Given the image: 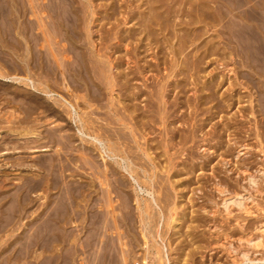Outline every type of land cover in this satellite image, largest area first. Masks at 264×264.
Here are the masks:
<instances>
[{
  "label": "rangeland",
  "instance_id": "1",
  "mask_svg": "<svg viewBox=\"0 0 264 264\" xmlns=\"http://www.w3.org/2000/svg\"><path fill=\"white\" fill-rule=\"evenodd\" d=\"M64 99L86 133L126 135L157 207ZM235 193L247 212L223 210ZM263 226L264 0H0V264H163L161 242L171 264H264Z\"/></svg>",
  "mask_w": 264,
  "mask_h": 264
},
{
  "label": "bare ground",
  "instance_id": "2",
  "mask_svg": "<svg viewBox=\"0 0 264 264\" xmlns=\"http://www.w3.org/2000/svg\"><path fill=\"white\" fill-rule=\"evenodd\" d=\"M189 8V7H188ZM187 11V10H186ZM176 15V14H175ZM124 17V16H123ZM166 21V20H165ZM161 22V21H160ZM163 22V21H162ZM181 23V22H180ZM197 23V22H196ZM150 25H152V24H150ZM149 25V26H150ZM209 26V25H208ZM157 31V30H156ZM164 31V30H163ZM167 31V30H166ZM196 31V30H195ZM177 32V31H176ZM168 33V32H167ZM157 36V35H156ZM114 37V36H113ZM167 38V37H166ZM192 38V37H191ZM113 39V38H112ZM194 39V38H193ZM170 40V39H169ZM178 40V39H177ZM195 40V39H194ZM120 41V40H119ZM162 41V40H161ZM196 45V44H195ZM167 47V46H166ZM164 48V47H163ZM205 48H206V46H205ZM152 49V48H151ZM168 49V48H167ZM183 49V48H182ZM169 51V50H168ZM167 51V52H168ZM172 51V50H171ZM91 52V51H90ZM239 52V51H238ZM164 53V52H163ZM180 53H181V51H180ZM99 55V54H98ZM206 55V54H205ZM193 56V55H192ZM197 56V55H196ZM204 56V55H203ZM96 57V56H95ZM195 57V56H194ZM125 58V57H124ZM175 58V57H174ZM180 58V57H179ZM184 58V57H183ZM110 59V58H109ZM156 59V58H155ZM169 59V58H168ZM175 60V59H174ZM185 60H186V58H185ZM188 60V59H187ZM193 61V60H192ZM221 61V60H220ZM127 63V62H126ZM199 63V62H198ZM112 64V63H111ZM157 64V63H156ZM167 64V63H166ZM179 64V63H178ZM186 64V63H185ZM191 64V63H190ZM189 64V65H190ZM177 65V64H176ZM195 65V64H194ZM164 66V65H163ZM170 66V65H169ZM158 67V66H157ZM174 67V66H173ZM188 67V66H187ZM116 68V67H115ZM147 68V67H146ZM175 68V67H174ZM120 69V68H119ZM136 69H138V68H136ZM152 69V68H151ZM171 70V69H170ZM172 70H174V69H172ZM118 71V70H117ZM231 71V70H230ZM125 72V71H124ZM135 72V71H134ZM146 72V71H145ZM191 72V71H190ZM118 73V72H117ZM121 73L122 72H120V77L122 76L121 75ZM133 73V72H132ZM137 73V72H136ZM154 73V72H153ZM174 73V72H173ZM144 74V73H143ZM167 74H168V72H167ZM171 74V73H170ZM172 75V74H171ZM146 76V75H145ZM170 76V75H169ZM136 77V76H135ZM108 78V77H107ZM89 79H90V77H89ZM110 79V78H109ZM126 79V77H124V80ZM147 79V78H146ZM169 79H170V77H169ZM92 80V79H91ZM121 81V80H119V79H115L114 81H109V83H107L108 84V87H114V86H118V88H120V89H123L124 90V94L126 93V92H128V93H130L129 92V89H130V85H129V81L127 82V81ZM213 80V79H212ZM146 81H148V80H146ZM30 82H32V80L30 81ZM138 82V81H137ZM144 82V81H143ZM142 83V82H141ZM145 83V82H144ZM148 83V82H147ZM162 83V82H161ZM167 83V82H166ZM177 83V82H176ZM135 84V83H134ZM106 85V84H105ZM150 85V84H149ZM164 85V84H163ZM33 86V85H32ZM103 86V85H102ZM144 86V85H143ZM188 86V85H187ZM197 86V85H196ZM106 87V86H105ZM166 87V86H165ZM164 87V88H165ZM144 88H146V86L144 87ZM167 88H171V83L166 87V90H167ZM134 89V88H133ZM148 89V88H147ZM159 89V88H158ZM109 90V89H108ZM110 91H112V90H110ZM135 91H137V90H135ZM165 91V90H164ZM133 92V91H132ZM138 92V91H137ZM162 92H163V90H162ZM171 92V90L169 89L168 90V94H167V96H169V93ZM195 92V91H194ZM85 93H86V91H85ZM105 93V92H104ZM109 93V92H108ZM140 93V92H139ZM139 93H137V94H139ZM60 94V93H59ZM87 94V93H86ZM133 94V97H134V93H132ZM136 94V95H137ZM46 95H48L49 97H51V96H53V94L51 93V92H49L48 91V93H46ZM130 95H131V93H130ZM67 96V95H66ZM166 96V95H165ZM113 97V96H112ZM157 97V96H156ZM82 98V97H81ZM88 98V97H87ZM87 98L85 99L84 98V101H85V103L87 104V106H89V107H92V104H91V102L90 101H88L87 100ZM130 98V97H129ZM136 98V97H135ZM162 98V97H161ZM212 99V98H211ZM100 100V99H99ZM142 101V100H141ZM63 102H65L66 103V105H67V107H69V110H70V114H71V118H73L74 120H73V123L75 122V123H78V133L83 137H85L87 140L89 139V141H91V142H93L94 144H96V146L99 148V150L101 151V157H102V159L104 160V163H106V165H105V167H108V165H107V159H114V162L117 164V166L122 170V172L123 173H125V174H127V177H129L130 178V180L132 181V183L134 184L133 186V188L135 189V193H137L138 195H140L139 193H141L142 195L144 194L145 196H147L150 200H147L146 202H149L150 204H151V206H155V207H157L158 206V202H157V200H156V197H154V194H153V189L152 190H150L149 188H146V187H143L142 185H141V183H140V181H139V178L138 177H136V175H134V172L136 173V170L134 169H132L131 167H130V165H128V164H126V162H128V160H130L131 159V157H130V159H128V152L130 151V152H132L131 151V149L130 150H126L127 148H125L124 149V147H122V145H124V144H119L118 143V140L120 139L121 141H123L124 139H127V137H125L126 135H124V134H122V132H120V131H113V132H116V133H114V135H112V139L111 140H114L115 142H113L112 141V143H114V145H112V144H106L107 142H105V140H103L102 139V136H99V135H95V134H93V133H90L89 131V133L87 132H85V126H84V122H82V119L81 118H79L80 117V115H78L77 114V110H76V107H75V105H73V104H71V103H69V102H67L65 99H64V101ZM64 103V104H65ZM111 103V102H110ZM166 107H164V110H163V113L161 114V118L165 121V122H170V121H172L174 118H173V111H172V107L174 106L173 105V102L172 101H170V98H168V100H166ZM175 104V103H174ZM136 106V105H135ZM143 106V105H142ZM141 106V107H142ZM214 106V105H213ZM78 107V106H77ZM112 107V106H111ZM132 107V106H131ZM148 107V106H147ZM110 108V107H109ZM149 108V107H148ZM125 109H127V110H129L128 112H130L129 114L130 115H132V114H134V112H136L134 109H129V108H125ZM152 111V110H151ZM175 111V110H174ZM89 112V111H88ZM110 112V111H109ZM149 112V111H148ZM176 112V111H175ZM193 112V111H192ZM64 113V112H63ZM108 113V112H107ZM72 114H73V117H72ZM150 115V114H149ZM193 115V114H192ZM113 116V115H112ZM136 117V116H135ZM89 118V117H88ZM116 118H118V117H116ZM144 118V117H143ZM183 118V117H182ZM177 119V118H176ZM71 120V119H70ZM84 120V119H83ZM116 120V119H115ZM123 120V119H122ZM179 120H181V119H179ZM89 121V120H88ZM120 121H121V119H120ZM150 121H152V120H150ZM163 121V122H164ZM206 121V120H205ZM131 122V121H130ZM184 122H185V120H184ZM86 124H88L89 126L90 125H94V121L93 120H91L90 122H85ZM116 123H118V120H116ZM123 123V125H124V127H126V125H125V123L124 122H120V124H122ZM127 123V122H126ZM133 123V122H132ZM186 123H187V121H186ZM120 124H118V125H120ZM134 124V123H133ZM105 125V124H104ZM117 125V124H116ZM108 126V125H107ZM122 126V125H121ZM120 126V127H121ZM119 127V128H120ZM147 127V126H146ZM88 128V127H87ZM105 128V127H104ZM128 128V127H127ZM164 128H165V126H164ZM172 128V127H171ZM99 129V128H98ZM100 129L101 130H104V132H106L107 133V130L106 129H103L102 127H100ZM130 129V128H129ZM132 129V128H131ZM136 129V128H135ZM141 129V128H140ZM149 129V128H148ZM112 130V129H111ZM119 130V129H118ZM122 130H123V127H122ZM121 130V131H122ZM143 130V129H142ZM141 130V131H142ZM145 130V129H144ZM143 130V131H144ZM167 131H168V129H166ZM93 131V130H92ZM171 131V130H170ZM109 132V131H108ZM124 132V131H123ZM128 133H129V131H128ZM127 133V134H128ZM131 133V132H130ZM78 134V135H79ZM150 135V134H149ZM109 136V135H108ZM122 136H124V138L122 137ZM136 136V135H135ZM168 136H170V135H168ZM167 136V137H168ZM173 136V135H172ZM172 136H170L169 137V139L170 138H172V139H175V138H173ZM110 137H111V135H110ZM114 137V138H113ZM119 137V138H118ZM130 137H132V136H130ZM144 137V136H143ZM121 138H123V139H121ZM161 138V137H160ZM83 139V138H82ZM107 139H108V137H107ZM106 139V140H107ZM135 139V138H134ZM232 139V138H231ZM230 139V140H231ZM128 140H130V139H128ZM137 139H135V141H136ZM164 140V139H163ZM165 140H168V138L167 139H165ZM171 141V140H170ZM167 142V145H168V147L170 148V144L169 143H172V142ZM109 142H111V141H109ZM166 142H164V144L166 143ZM173 142H174V140H173ZM124 143H126V142H124ZM133 143V142H132ZM173 144V143H172ZM139 145V144H138ZM167 145H166V147H167ZM174 145V144H173ZM177 145V144H176ZM126 146V145H125ZM172 146V145H171ZM128 147V146H127ZM133 148V147H132ZM161 148H162V146H161ZM172 148V147H171ZM42 149V148H41ZM128 149H129V147H128ZM135 149V148H134ZM136 149H137V147H136ZM146 148H144V150H145ZM44 150V149H43ZM42 150V151H43ZM140 150V149H139ZM136 151V150H135ZM143 151V150H142ZM89 152V151H88ZM148 152V151H147ZM146 152V153H147ZM165 152V151H164ZM3 153H6V152H3ZM145 153V154H146ZM150 153V152H149ZM166 153V152H165ZM168 153V152H167ZM239 154H240V152L235 156V158H237V157H239ZM135 155V154H134ZM174 156V155H173ZM148 157V156H147ZM152 156L150 155V158H149V160L151 159L152 160V158H151ZM167 158V157H166ZM139 159V158H138ZM94 160V159H93ZM131 161V160H130ZM139 161H140V159H139ZM170 162V161H169ZM132 163V162H131ZM136 164H138V163H136ZM146 164V163H145ZM135 165V164H134ZM133 165V166H134ZM139 165V164H138ZM151 167V166H150ZM150 167H148V168H150ZM142 168V167H141ZM147 168V169H148ZM153 168V166L151 167V169ZM150 169V171H152V170H154V169H152L151 170ZM119 170V169H118ZM120 170V171H121ZM142 170V169H141ZM140 170V171H141ZM145 170V169H144ZM149 170V169H148ZM148 170H145L146 171V173H147V175L146 176H148ZM162 170V169H161ZM104 171H106V170H104ZM107 171H108V169H107ZM120 171H119V173H120ZM145 171H144V173H145ZM155 171V170H154ZM170 171V170H169ZM113 172V171H112ZM153 172V171H152ZM152 172H151V175H152ZM141 173V172H140ZM139 173V174H140ZM145 173V174H146ZM150 173V172H149ZM155 173V172H154ZM154 173H153V176H157V175H154ZM121 174V173H120ZM144 174V175H145ZM156 174H158L157 172H156ZM117 175V174H116ZM151 175H149V176H151ZM98 176V175H97ZM153 176H151L150 177V179L152 178V179H154L155 177H153ZM158 178H159V176H157ZM156 177V178H157ZM104 178V177H103ZM117 178V177H116ZM146 178H149V177H146ZM157 178V179H158ZM172 178H173V176H172ZM118 179V178H117ZM144 179H145V176H144ZM143 179V180H144ZM149 179V181L151 182V184H152V181L154 182V180H150ZM162 179V178H161ZM102 180V179H101ZM106 180V179H105ZM174 180H176V179H174ZM110 181V180H109ZM148 181V182H149ZM173 181V180H172ZM156 182V181H155ZM176 182H178V180H176L175 181V185H176ZM220 182V181H219ZM247 182H249V184H248V186L250 187V186H254V185H256V180L254 179V177H252V175L251 176H249V178H248V181ZM115 183V182H114ZM168 183V182H167ZM106 184V183H105ZM150 184V183H149ZM218 184V183H217ZM217 184H215V185H217ZM107 185H108V182H107ZM110 185H111V182H110ZM130 185V184H129ZM173 185V184H172ZM222 185H224V184H222ZM221 185V186H222ZM150 187H153L152 185H149ZM217 186H219V185H217ZM221 186H220V188H221ZM226 187V186H225ZM105 188V187H104ZM171 188V187H170ZM220 188H218V189H220ZM247 188V187H246ZM133 189V190H134ZM174 189V188H173ZM222 189V188H221ZM224 189H226V188H224V186H223V191H224ZM253 189H254V187H253ZM100 190V189H99ZM247 190V189H246ZM108 191V190H107ZM106 191V192H107ZM159 191V190H158ZM218 192H220L219 190H217ZM223 191H221V192H223ZM226 191V190H225ZM227 191H228V189H227ZM248 191V190H247ZM220 192V193H221ZM159 193V192H158ZM225 192H223L222 194L223 195H225L224 194ZM108 195V194H107ZM138 195H137V199H136V201L138 202V204L140 203L139 201H140V198L138 197ZM221 195V194H220ZM228 195V194H227ZM100 196V195H99ZM247 196H250V195H247ZM111 197V196H110ZM116 198V197H115ZM249 197H245V195H241V193H235V194H233V195H231L230 194V196H228V197H226V198H224L223 199V202L221 203V205L224 207L223 208V210H226V212L227 213H231L229 210H232V209H229L230 207H232V206H236V207H238V209H240V210H242V211H246V209H247V205H246V203H245V201L248 199ZM108 199V198H107ZM146 200V199H145ZM144 200V201H145ZM142 201V200H141ZM163 201V200H162ZM98 202V201H97ZM99 203V202H98ZM110 203V202H109ZM114 204V203H113ZM135 204V203H134ZM148 204V203H147ZM150 204H148V205H150ZM106 205V204H105ZM145 205H146V203H145ZM123 206V205H122ZM128 206V205H127ZM138 206V205H137ZM141 206V205H140ZM139 208H142V207H139ZM138 208V209H139ZM152 208V207H151ZM112 209H114V208H112ZM140 210V209H139ZM141 210H143V209H141ZM177 210V209H176ZM228 210V211H227ZM248 210V209H247ZM251 210V209H250ZM121 211V210H120ZM145 211V210H144ZM144 211H143V213H140L141 215H140V217L142 216V214L143 215H147V214H144ZM160 211V210H159ZM116 212V211H115ZM130 212V211H129ZM247 212V211H246ZM249 212V211H248ZM105 213V212H104ZM149 213V212H148ZM151 213V212H150ZM117 214V213H116ZM164 214V213H163ZM161 215V214H160ZM115 216V215H114ZM121 216V215H120ZM149 217H150V215H148ZM148 216H144L145 218L146 217H148ZM143 217V218H144ZM142 218V217H141ZM141 218H139L140 220H141ZM151 218V217H150ZM171 218V217H170ZM177 218V217H176ZM175 218V219H176ZM149 219V218H148ZM157 219V218H156ZM180 219L181 218H177L176 220H175V222H176V225L174 224V229H176L177 228V225H178V222L180 221ZM99 221V220H98ZM143 221V220H142ZM146 221H147V219H146ZM146 221H143V223L145 222L146 223ZM174 222V223H175ZM149 223V222H148ZM153 223V222H152ZM242 224V223H241ZM244 224V223H243ZM150 226V225H149ZM262 226V225H261ZM117 227V226H116ZM115 227V228H116ZM128 227V226H127ZM242 227V226H241ZM118 228V227H117ZM145 228V227H144ZM158 228H159V225H158ZM263 228H264V226H263ZM155 230H156V228H154ZM261 229V228H260ZM116 230V229H115ZM122 230V229H121ZM146 230V229H145ZM152 230V229H151ZM154 230V231H155ZM261 230H263V229H261ZM156 232H158V230L156 231ZM262 232V231H261ZM148 233V232H147ZM147 233L145 234V235H147ZM160 233V232H159ZM158 233V234H159ZM143 234V235H144ZM149 234H150V231H149ZM148 234V235H149ZM155 234V233H154ZM158 234H155V235H157L158 236ZM160 234H162V233H160ZM122 235V234H121ZM144 235V236H145ZM153 235V234H152ZM227 235V234H226ZM126 236V235H125ZM154 236V235H153ZM147 237V236H146ZM145 237V238H146ZM159 237V236H158ZM150 238H151V236H150ZM155 238V237H154ZM161 240L163 239V237H161V235H160V237H159ZM227 238V237H226ZM249 239H251V238H249ZM129 240V239H128ZM143 240H146V239H143ZM158 240V239H157ZM251 240H253V239H251ZM147 241H149L148 239H147ZM243 241V240H242ZM159 242H161V241H159ZM257 242H260V240H257ZM124 243V242H123ZM131 243V242H130ZM241 243V242H240ZM249 243V242H248ZM153 244H155V243H153ZM161 246H162V248H160V250L161 249H163L162 250V253H163V255H161V254H157V255H161V257L163 256L164 258H165V262L166 263H163V264H171V259H170V257H169V254L164 250V244H165V242H164V244L161 242ZM251 244H253V243H251ZM256 244V243H255ZM142 245V244H141ZM145 245H146V243H145ZM157 245H158V243H157ZM254 245V244H253ZM258 245H259V243H258ZM124 247V246H123ZM154 247V246H153ZM152 247V248H153ZM228 247H229V245H228ZM232 247V246H231ZM238 247V246H237ZM230 248V247H229ZM144 250V249H143ZM137 253V252H136ZM142 253V252H141ZM243 254V253H242ZM244 254H246V253H244ZM146 256V255H145ZM184 256V255H183ZM245 256V255H244ZM153 257V256H152ZM158 257V256H157ZM146 258V257H145ZM144 258V259H145ZM160 258V257H159ZM247 258V256H245V258L244 259H246ZM249 258V257H248ZM183 259H185V258H183ZM156 260V259H155ZM160 260V259H159ZM249 260H251V259H249ZM253 261H255V260H252V262ZM260 261V260H259ZM161 262V261H160ZM164 262V261H163ZM147 263V261H145L144 262V264H146ZM235 263V262H234ZM243 263V262H242ZM143 264V263H142ZM149 264V263H148ZM252 264V263H251Z\"/></svg>",
  "mask_w": 264,
  "mask_h": 264
}]
</instances>
